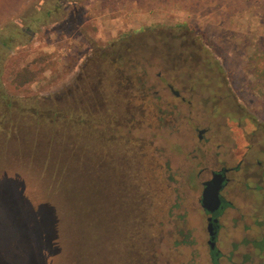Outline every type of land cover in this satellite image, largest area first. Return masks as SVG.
<instances>
[{
    "label": "rangeland",
    "instance_id": "1",
    "mask_svg": "<svg viewBox=\"0 0 264 264\" xmlns=\"http://www.w3.org/2000/svg\"><path fill=\"white\" fill-rule=\"evenodd\" d=\"M138 78L157 114L130 102ZM57 100L73 145L94 133L97 241L87 197L52 193ZM248 145L264 151V0H0V264H213L202 181ZM244 170L222 188L218 264L264 262V179Z\"/></svg>",
    "mask_w": 264,
    "mask_h": 264
},
{
    "label": "trees",
    "instance_id": "2",
    "mask_svg": "<svg viewBox=\"0 0 264 264\" xmlns=\"http://www.w3.org/2000/svg\"><path fill=\"white\" fill-rule=\"evenodd\" d=\"M34 75V72L24 70L17 75V84L21 85L30 82ZM143 81L144 80L138 78L137 82L134 84L136 91L130 99V102L131 100L132 102L135 101L139 107L142 104H147V106L157 114V112H160L159 102L154 100L158 97L154 92L151 93L149 89L144 86ZM67 96L68 94L64 97L67 98ZM61 97L63 98V96H60V99ZM57 104H59V100H57L52 106V119L47 123H40L41 125H49L50 122H52V134L43 139V143L46 142V150H44V152L45 154L48 153L47 156L51 153L50 145L52 143V193L64 191L66 189L75 197H77L78 194L87 197L88 201L84 207L83 205L78 204L82 207L87 218L92 223L93 226L89 229H92L94 235L93 238L97 241L99 237V229L96 225L100 212L99 205L102 186L99 178L100 166L95 161L89 162L87 160V154L91 156L93 160L97 157V147H91L92 145L88 144L89 141H86L84 147H81L80 145L84 136L94 133L89 134V132H86L83 134L80 131H76V144L74 143L73 145L70 141V131L67 123V115L71 110H68L66 107L63 108L62 106H59V108ZM41 110H50V108H41ZM92 127L96 129L98 126L95 123ZM38 138L41 146L42 137L39 136ZM138 193L143 194L142 188L138 189ZM81 199L82 198H78L77 200L82 202ZM40 206H43V203H41ZM91 223L88 221V225ZM212 254L213 264H218V252L216 254L212 252Z\"/></svg>",
    "mask_w": 264,
    "mask_h": 264
},
{
    "label": "water",
    "instance_id": "3",
    "mask_svg": "<svg viewBox=\"0 0 264 264\" xmlns=\"http://www.w3.org/2000/svg\"><path fill=\"white\" fill-rule=\"evenodd\" d=\"M171 93L174 96H178V90L174 89L172 85H168ZM203 130L199 131V135ZM226 176L225 170L218 169L211 172V177L207 180L202 181V191L200 197V204L202 209L207 213V231L209 239L207 244L209 245L210 250H214L216 247L215 243V224L217 223V218L213 215L221 208L222 199L220 196L221 189L225 186Z\"/></svg>",
    "mask_w": 264,
    "mask_h": 264
},
{
    "label": "flooded vegetation",
    "instance_id": "4",
    "mask_svg": "<svg viewBox=\"0 0 264 264\" xmlns=\"http://www.w3.org/2000/svg\"><path fill=\"white\" fill-rule=\"evenodd\" d=\"M219 67V66H218ZM168 85H172V83H168L167 84V87H168ZM173 86V85H172ZM173 88H174V86H173ZM175 89V88H174ZM177 90V89H176ZM178 92H179V95L178 96H175V97H179L180 96V91L178 90ZM182 99H184V98H182ZM248 117H250L252 120H253V122H255V123H258L257 121H258V119L256 118V117H254V116H252L250 113L247 115ZM237 122V121H236ZM253 122H251V121H248V124H247V128H246V131L248 132V134L249 135H256L257 134V130L259 129V127L258 126H256V127H253ZM259 124V123H258ZM200 130H203V132L202 133H204L205 131H206V128H202V129H199L198 130V138L199 139H201V136H202V133L199 135V131ZM252 148V146L251 145H248V147L246 148V150H245V152H246V157H245V155H244V158H241L240 160H239V162L237 163V165H234V166H230V167H220V168H218V169H223V170H225V176H226V183H225V186L229 183V181H230V178L228 177V174L230 173V172H232V171H236V170H240V168H242V165L244 164V171H246V173L247 172H249V171H256V174L258 175L259 174V172H260V174H259V176H261V178L262 179H264V163H263V161H261V159H259V154H261V155H264V151H262V150H260V149H258L257 148V151H255V150H253V149H251ZM255 155H257V161H256V163H257V165H258V168L257 169H253L254 168V163H255V161H254V157H255ZM218 169H215V170H218ZM214 170V171H215ZM243 172V171H242ZM252 187V186H251ZM256 191H259V189H257L256 187L253 189V192H256ZM257 193V192H256ZM220 196H221V199H222V205H221V208L213 215V217H216L217 218V223L215 224V243H216V238H217V232H218V226H219V224H218V217H217V215H218V212L224 207V205H225V201H224V199H223V196H222V189H221V191H220ZM205 212V211H204ZM207 213L205 212V215H206ZM207 233H208V231H207ZM209 236V235H208ZM209 239V238H208ZM208 241V240H207ZM259 250V249H258ZM211 252H214L215 254L218 252V249L215 247L214 248V250H211ZM258 255V254H257ZM259 256V255H258ZM259 258L262 260L263 258H261L260 256H259ZM262 263L264 264V262L262 261Z\"/></svg>",
    "mask_w": 264,
    "mask_h": 264
}]
</instances>
